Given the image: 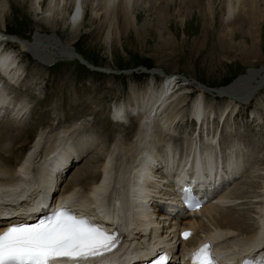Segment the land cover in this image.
I'll use <instances>...</instances> for the list:
<instances>
[{
    "label": "bare ground",
    "instance_id": "6f19581e",
    "mask_svg": "<svg viewBox=\"0 0 264 264\" xmlns=\"http://www.w3.org/2000/svg\"><path fill=\"white\" fill-rule=\"evenodd\" d=\"M84 1L31 0L30 7L37 14V18L50 24L57 19L58 12H54L56 7L59 8L60 4L63 6L73 4L72 12H76L75 15L79 10L78 19H73L72 12L69 15H65L63 12L64 21L69 24L71 29L73 28L72 35L77 34L87 12L90 15V20L98 22L104 29L103 39L106 42L112 41L111 38L118 35L121 30L134 26L135 8H137L134 6L139 0H89L91 1L90 8L88 7L90 10L88 8L86 10ZM174 1L168 0L167 8H164L161 13L168 11ZM45 2H47V7L44 9L42 3ZM203 3L213 18L216 17V21L220 22L219 36L222 37H229L238 28L247 34H252L253 27L250 30L252 22L258 24L257 22L261 21L262 12L260 13L261 5L258 4L260 3L258 0H204ZM217 7H220V11L222 10L219 16L216 14L215 8ZM6 8L8 9L7 0H0V24L3 25L1 26L3 31H0V119L2 121L0 128L17 130L18 127L20 129L7 137L0 135V144L3 143L0 145V199L7 200V204L2 210L0 209V229H4L2 226L6 222H13L18 218L30 215L39 208L40 202L41 204H52L62 196L63 201H69L76 206L81 203L80 209L85 208L88 211H93L97 207L99 199L102 200V206L110 207L114 212L116 209L114 201L112 200L113 204L108 205V196L115 194L117 197H121L129 190V202L132 203V209L143 210L145 214L149 212L156 222L153 221L152 225L150 219L148 220L137 212L131 215L134 225L132 228L128 227L127 240L118 253L122 258L130 259L125 257L130 254L131 257H141L145 258L147 262H151L152 258L163 254V257H166L161 260L163 264H172L174 248H185L192 243L211 241L216 245L223 246L224 255L233 254V257L229 254L223 258V262L227 263L236 254L239 257L246 254L243 250L251 242L257 243L252 249L259 248L258 245L263 246L261 243L264 242V232L260 239H255V236L264 224V163H261L258 168L254 167L252 174H247L245 180L236 181V183L234 181L242 174L244 168H247V164L258 163L257 161L264 157L263 151L252 155L253 162L244 161L234 156H218L215 150L209 148L210 137L207 133L206 137L202 134L201 145L196 142L185 156L180 154L177 157L178 153L175 148L183 141L182 137L172 134L176 130L177 112L182 111L187 104H191L187 118L190 119L192 115L196 114L193 123L198 124V134L201 122L206 116L203 112H206L208 106L206 107L201 94L197 95L191 103L190 95L185 94L183 89H176L177 83L172 86L174 80L171 79L174 76L168 75L169 77L165 78L168 81L166 83H159L157 79L153 78L141 89L132 87L128 104L118 103L116 109H110V115H100L94 123L100 122V125L107 119L110 122H115L112 117L116 118V110L121 104H124V119L119 118L123 121L117 123L122 124L124 120L127 122L128 117H133L134 128L132 130L135 133L130 138L124 136L122 138L120 135L114 137L112 134L114 140L110 141L104 152L101 151L103 154H99V151L95 153V156L93 155L83 162L84 164L78 165L73 174H70L71 177L65 181L64 186L60 187L62 180H65L64 175L68 168L75 166L76 158L82 156L93 144L92 134H86L84 128L100 132V127L97 129V124H94L95 128L89 125L85 126L86 124L80 120L64 125L61 119L56 121L57 118L47 124L41 121L32 122L33 120L29 118L30 106L24 103L25 100H16L13 97V92L16 91L15 87L18 89L21 81L25 80L24 72L26 70L21 64V53L10 50V48L6 49L8 39L5 36L7 31L3 24V11ZM246 25L247 31L245 30ZM119 29L121 30L119 31ZM71 41L57 39L54 35L36 33L34 40L29 41L18 37L16 40L14 39L13 43H17L21 51L32 54V57L34 56L43 66L55 63L56 60L64 59V57L70 60L78 59L71 55V49L87 62L70 45ZM153 70L155 72L152 74H159V69ZM258 71L261 73V70ZM252 76L257 79L259 75L257 71H252ZM251 80L252 78L249 77L243 78V81L239 82L234 89L238 96L234 97V94L232 96L240 99L245 97L255 88L251 85ZM262 81H264L263 78ZM261 85L262 83L259 87ZM232 99L225 102L226 105L222 113L230 110L229 113L236 116L238 113L232 111L230 106L236 107L238 104L233 103ZM260 104L259 108L264 110V102H260ZM6 112L11 115L6 117ZM230 118L228 115L227 120ZM116 119L118 120V118ZM258 119L260 123L264 124L263 117ZM179 122L180 120H178ZM28 124H33L31 125L33 128L23 131ZM82 126L84 127L82 128ZM33 133L35 141L27 150L28 144L26 143L29 141H25V138L27 140L32 137ZM195 134L192 133V136H196ZM4 141L9 142L10 145H4ZM260 154H262L261 157ZM143 163H145L144 168H142ZM248 178L251 180L246 183ZM174 179L183 182L189 181L190 185L199 189L198 198H208L201 209L188 211L179 223H175L176 221L166 212V210H174L177 206L164 200V197L170 194V190L174 189L172 183ZM140 180H142V184H138ZM231 182L235 184L233 188L227 190L226 186ZM243 184H246V189L243 187L240 192H233ZM145 191H148V194L142 195L141 193ZM64 194L69 195L64 196ZM171 194L172 198H175V195ZM157 195L162 197H157ZM71 199L76 202L72 203ZM144 201L145 203H143ZM94 216V214L91 215L92 218ZM168 221L170 222L167 226ZM181 226L192 230V235L187 240L180 238ZM136 238L140 241L136 242ZM110 264L119 263L112 261ZM128 264L133 263L129 262ZM135 264H142V261Z\"/></svg>",
    "mask_w": 264,
    "mask_h": 264
},
{
    "label": "rangeland",
    "instance_id": "374dc122",
    "mask_svg": "<svg viewBox=\"0 0 264 264\" xmlns=\"http://www.w3.org/2000/svg\"><path fill=\"white\" fill-rule=\"evenodd\" d=\"M193 1L192 3L191 0H175L168 11L161 13L164 8H167L168 0H139L134 6L137 7L134 26L126 30L119 29L121 30L119 34L112 37V41L106 42L103 39L104 29L98 22L91 21L87 12L77 34L72 35L73 28L66 24L64 18L72 12L73 4L65 6L60 4L59 8L56 7L54 10L55 13H59V15L56 14L57 19L53 23L46 24L37 18V14L30 7L31 0H7L8 9L3 11V24L7 31L5 36L8 39L6 49L10 48L21 53V64L26 70L24 72L26 78L24 77L25 80L21 81L18 89L15 87L18 91L13 92V97L16 100H25L24 103L30 106L29 118L33 120L32 122L41 121L47 124L57 118L56 121L61 119L64 125L80 120L86 124L85 126L95 128L97 124V129L100 127V132L86 128H84L86 132L82 130L86 134H92L93 144L82 156L76 158L75 166L68 168L64 175L65 180H62L60 187L64 186L65 181L71 177L78 165L84 164L83 162L95 156V153L104 152L116 135L130 138L135 133L132 130L133 117H128L127 122L124 120L122 124L117 122L123 121L124 116L118 120L112 117L115 122L107 119L105 123H101L102 125H99L100 122L94 123L95 120L100 115H110V109H116L118 103L128 104L132 87L141 89L153 78L159 83H166L168 81L165 78H168V75L174 76L171 79L174 80L172 86L177 83L176 89H183L185 94L190 95L191 103L197 95L201 94L206 107L208 106L206 112H203L206 116L201 122L198 134V124L193 123L196 114L190 119L187 118L191 104H187L182 111L177 112L176 130L172 134L183 138L180 145L175 148L177 157L180 154L185 156L196 142L201 145L202 134L206 137L207 133L210 137L209 148L215 150L218 156H234L253 162V154L260 151L264 153V124L258 119L264 118V110L259 108L260 102H264V82L257 89L258 92L256 90L257 93H253L252 97L245 101L217 95L216 91L212 90V88L228 85L241 75L243 77L235 85L242 82L245 77L252 78V86H256L262 78L264 79V0H258L260 2L258 4L261 5V21L257 22L258 24L252 22L253 24L250 25V30L253 27L254 34H247L238 28L229 37L219 36L221 24L205 7L204 0ZM84 4L88 10L91 1L85 0ZM42 7L45 9L47 2L42 3ZM215 9L219 16L222 10L220 11V7ZM200 11L203 13L201 14ZM75 13L72 12L73 15ZM1 26L3 25L0 24V31H3ZM246 29H248L247 25ZM36 33L54 35L63 41L72 40L70 45L90 65L99 66L102 69L94 70L79 62V59L70 60L65 57L47 66L39 64L32 54L21 51L20 46L13 43L18 37L29 41L34 40ZM138 66L159 69L162 72L161 74L140 70L129 73L118 72L136 69ZM258 70H261V73ZM252 71H257L259 75L257 79L252 76ZM228 99L238 104L236 107L230 106L238 115L229 113L230 110L222 113ZM6 113V117L11 115L9 112ZM228 115L231 117L229 120H227ZM178 120H180L179 123ZM0 125H2L1 119ZM31 125L28 124L23 131L32 129ZM18 129L20 128L17 127L15 130L1 127L0 135L7 137L11 133L18 132ZM109 133L111 134L108 135ZM192 133L196 136H192ZM34 139V133L27 140L25 138V141H29L26 143L27 150L35 141ZM4 145L10 144L4 141ZM100 152L99 154L102 155L103 153ZM262 154L259 156L261 157ZM262 158L264 157L257 161L259 164H247V168H244L242 174L234 180L235 183L245 180L247 174H252L254 167H260L261 163H264ZM91 165H93L92 162ZM250 180L248 178L246 183ZM235 183H229L226 186L227 190L233 188ZM245 185L238 186L233 192H240L243 187L246 189ZM135 240L140 241L137 238Z\"/></svg>",
    "mask_w": 264,
    "mask_h": 264
},
{
    "label": "snow or ice",
    "instance_id": "6c2138e0",
    "mask_svg": "<svg viewBox=\"0 0 264 264\" xmlns=\"http://www.w3.org/2000/svg\"><path fill=\"white\" fill-rule=\"evenodd\" d=\"M78 15L79 10L73 19H78ZM193 206L199 207V203ZM182 235L187 239L191 232ZM118 239L116 232H109L86 216H77L61 206L38 223L16 222L0 231V264H58L63 260L80 264L112 252ZM211 247L205 243L194 251L193 264H218Z\"/></svg>",
    "mask_w": 264,
    "mask_h": 264
},
{
    "label": "water",
    "instance_id": "95a60500",
    "mask_svg": "<svg viewBox=\"0 0 264 264\" xmlns=\"http://www.w3.org/2000/svg\"><path fill=\"white\" fill-rule=\"evenodd\" d=\"M71 55L78 58L79 59V62H81L82 64L86 65L87 67L91 68V69H94V70H101L102 68L100 67H96V66H93V65H90L88 63H86V61L82 58V57H79L77 55V53L74 52L73 49L70 50ZM135 69H125V70H119L118 72L119 73H129V72H132L134 71ZM136 70H140V71H145V72H155L153 70V68H146V67H142V66H138ZM106 71V70H105ZM159 74H161V71H158ZM246 75V74H244ZM243 77V75H241L240 77L234 79L231 83H229L228 85H225V86H221V87H218V88H213L214 91H216L215 93L217 95H224L226 97H230V98H234V97H237L238 95L235 94L234 92V88H235V84L237 81H239V79H241ZM264 81L258 83L255 88L252 89V91L248 92V94L242 98V100H248L249 98H251L252 94L256 92V90L259 88L260 84L263 83ZM232 94H234V97L232 96ZM236 99H240V98H236Z\"/></svg>",
    "mask_w": 264,
    "mask_h": 264
},
{
    "label": "clouds",
    "instance_id": "9594fccd",
    "mask_svg": "<svg viewBox=\"0 0 264 264\" xmlns=\"http://www.w3.org/2000/svg\"><path fill=\"white\" fill-rule=\"evenodd\" d=\"M123 105L121 104V106L116 110V118H122L123 117Z\"/></svg>",
    "mask_w": 264,
    "mask_h": 264
}]
</instances>
